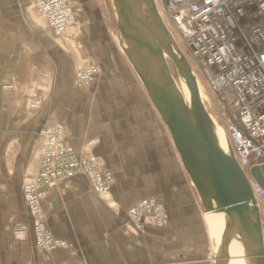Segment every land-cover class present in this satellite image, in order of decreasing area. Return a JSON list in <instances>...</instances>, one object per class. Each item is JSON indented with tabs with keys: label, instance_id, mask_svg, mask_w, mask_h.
<instances>
[{
	"label": "crops",
	"instance_id": "0c3cea01",
	"mask_svg": "<svg viewBox=\"0 0 264 264\" xmlns=\"http://www.w3.org/2000/svg\"><path fill=\"white\" fill-rule=\"evenodd\" d=\"M93 16L88 12L90 25L97 23ZM100 28L105 31L101 22ZM92 29L97 38L98 33ZM116 42L119 49L116 51L122 61L123 52ZM70 46L51 30L30 0H0V121L9 122L3 144L17 159L35 142L39 131L36 121L60 120L62 115L57 111L58 106L72 107L75 103L69 93L73 90L80 53L76 54ZM126 67L137 91L146 96L149 112L133 118L117 112L107 118L105 113L99 112L89 128L76 129L72 124L70 127L71 143L83 157L89 154L103 157L116 169L111 194H96L86 175L51 184L46 188L44 218L54 235L68 247L44 252L37 247L33 237L23 242L14 241L12 224L4 225L0 227V264L214 263L209 259L210 244L204 226V217L207 221L208 216L203 212L201 199L181 160L176 165H180L182 189L169 187V194L161 197L170 217L169 225L162 229L150 227L142 234H136L129 222V209L143 196L135 185L144 184L145 176L150 178L151 174L163 173L164 156L166 153L169 157L173 142L132 66ZM113 77L112 71L105 67L99 80L102 78L106 88L120 87L121 83L118 87L112 83ZM34 94L44 99V105L34 104ZM62 114L66 116L65 112ZM121 130L124 136L120 134ZM123 145L128 148H122ZM121 153L140 158L136 164L139 173L124 176L122 169L114 163L119 159L127 161L126 157L118 156ZM24 159L21 154L17 162L23 163ZM133 167L131 163L123 164V169L130 172ZM30 173V178H34L36 167H32ZM7 180L15 185H10L8 192L3 189L2 193L9 201L6 207L11 218L15 216L17 221L27 222L24 181L20 177H7ZM208 232L212 240L209 228ZM211 233L215 241L216 234L212 230Z\"/></svg>",
	"mask_w": 264,
	"mask_h": 264
},
{
	"label": "built area",
	"instance_id": "2783aa9c",
	"mask_svg": "<svg viewBox=\"0 0 264 264\" xmlns=\"http://www.w3.org/2000/svg\"><path fill=\"white\" fill-rule=\"evenodd\" d=\"M154 1L169 31L180 45L175 33L179 36L207 81L229 139L232 153L228 155L234 154L250 178L252 168L264 165V0ZM32 3L60 35L76 23L71 0H32ZM97 75L96 69L78 71V88L88 87ZM34 99L37 105L41 104L37 96ZM69 133L60 123L41 130L42 150L36 179L23 188L36 243L46 250L61 244L54 240L42 220L45 194L40 189L86 175L97 192L108 194L113 179L100 159L83 160L79 156L70 144ZM253 188L264 228V188L256 184ZM128 217L138 231L168 224L165 209L152 200L133 206ZM30 231V224H26L15 228L13 236L21 241ZM209 259L216 264L215 257Z\"/></svg>",
	"mask_w": 264,
	"mask_h": 264
},
{
	"label": "water",
	"instance_id": "95a60500",
	"mask_svg": "<svg viewBox=\"0 0 264 264\" xmlns=\"http://www.w3.org/2000/svg\"><path fill=\"white\" fill-rule=\"evenodd\" d=\"M121 51L167 127L203 212L224 214L227 239L216 264H231V246H242L248 264H264L261 210L253 184L264 188V165L250 178L234 154L222 149L202 97L199 79L160 16L154 0H113ZM171 63L190 92L179 88Z\"/></svg>",
	"mask_w": 264,
	"mask_h": 264
},
{
	"label": "rangeland",
	"instance_id": "374dc122",
	"mask_svg": "<svg viewBox=\"0 0 264 264\" xmlns=\"http://www.w3.org/2000/svg\"><path fill=\"white\" fill-rule=\"evenodd\" d=\"M71 2L74 8L76 23L72 28L69 29V31L66 34L60 35L59 33L56 32V30H54L51 27L49 21L40 14L37 7L33 6L32 0H30L31 6L48 23L51 30H53L65 42L69 43L71 45L70 47L74 49L76 54L80 53V57L78 60L79 62L77 66L75 67V75L73 79V90H71L73 92L71 93L70 91L69 93L70 97L71 95L73 96L75 103L72 104V107L69 106V107L63 108V107L58 106L57 111L61 112L59 113L60 116L62 115V118L60 120H50V121L47 120L44 122L36 121V125L39 131H38V135L36 136V138H34L35 142L33 141L32 145H30L29 147V150L26 151L25 154L23 152L20 154L18 153L19 154L18 159H17V156H14L13 153H10L8 151L7 146L3 144V141H4L3 135H5L6 133V129L8 128L9 122L0 121V227L4 225L12 224L11 231H12V234H14L15 228L18 229V227H21L26 224H30V230H31L30 233L21 241L17 240L16 237L13 236V239L16 242L27 241L31 237L35 238V233L33 231V227L31 226L33 220L30 216L29 217L27 216L28 217L27 222H19L17 221V218L15 216L11 218L10 210L6 207V204L9 201L8 200L6 201L5 197L2 194L3 189H5V191L7 192L8 190H10L11 181L10 182H8V180L5 181V178L11 177V178L17 179L20 177L22 182L24 181L23 187L29 184H32L35 181L36 175H37V168H38L40 153L42 150V138H40L41 136L39 134L41 130H43L49 125H53L56 123L65 125L70 132L69 133L70 134V144L73 147L71 143V135H72V131L70 128L71 124L76 129H79V128L87 129L89 128V124L91 123V121L95 122V117L97 116L99 112L105 113L107 118L114 115L116 112L117 114L122 113L123 115H128L129 117L133 118L135 116H138L139 114L148 113L150 110L146 96L144 95V93H140L137 91L138 89L133 83L132 78H130V76L127 75L128 70L126 66L130 65V63L128 62V60L126 59L123 53L122 54L124 58L121 61L118 51H116L119 49L117 48V45H116L117 44L116 41H118L117 16L115 13V8L112 7L113 0H71ZM83 4H85V7L83 6ZM88 12H91L95 15L96 18L93 16L92 19L97 20L96 24H92V25L89 24L91 22L87 18ZM100 22L102 23V29L105 28V31L101 30ZM92 27L95 28L96 32L98 33L96 34L98 36L97 38L94 37ZM175 35L178 41L180 42V45H181L180 47L182 51L184 52V54L186 55V57L192 64L193 69L196 75L198 76L199 86L201 89L202 97L204 99V103L207 108V111L211 115L212 120L220 124L221 119L219 117L217 102L215 101V97L211 93V90L207 86L208 85L207 81L203 77L202 72L199 69V67L196 65L190 51L187 49V47L184 45V43L181 41V39L176 33ZM110 37L112 40H110ZM105 67L107 68V70L112 71L114 75L112 83L117 84V87L121 83L120 87L106 88L104 86L105 82L102 80V78L99 80L101 72ZM171 68H172V73L174 75V78L177 81L180 90L183 91L184 89L185 93L189 96V92L186 89L187 87H186L185 82L181 79V77L179 76L178 72L176 71L172 63H171ZM94 69H96V71L98 72L97 78L94 79L88 87L78 88L79 87L77 85L78 71L79 72L83 70L94 71ZM116 70L118 71V73L116 72ZM35 96H37L41 100L40 105L36 104L35 99H34ZM59 98H60L59 101L61 102L62 99L61 97ZM32 99L36 106L41 107L42 105H44V102H45L44 99H42L38 94H34ZM100 99L101 101H99ZM186 100L190 102V98H186ZM117 109H119V111H117ZM63 112L66 113V116L65 114H62ZM50 122H54V123H50ZM120 134L124 136V131L121 130ZM171 145H172L171 146L172 150H171V153L169 154V157L166 156V153L164 156L165 166H164L163 173L161 175L151 174L150 178L149 176L148 177L145 176L144 184L138 185L137 183L135 185L136 188L140 190V192H143L142 193L143 196L133 206L145 200H152L155 203L162 206L168 215V224H166L165 226L155 225V226H148L147 228L156 227V228L162 229L169 225L170 217H169L167 209L164 207L161 201L162 200L161 197L163 195L166 196L169 194V192H167L168 191L167 188L169 187L170 189H174V190H177L179 188L182 189L183 187L181 178L179 177L181 176L180 169H179L180 165L179 167H177L176 165L177 162L179 164L180 158L177 155V153H174L176 151L174 149L173 143ZM126 147L127 146H124V145L122 146V148H126ZM73 148L78 152L79 156L83 160H88L90 157H96L97 159H100L103 162L106 170L113 175L112 183L110 186V191L108 194H101L97 192L91 183L93 191L96 194L100 196H109L113 189L114 176H115L116 169L112 168L110 164L107 163V161L103 157L100 158L93 154H89L88 156L83 157V155L75 147ZM21 154H22V158H25L23 163L17 162V160L20 159ZM118 156L119 157L123 156L127 158V161L125 162L122 159H119L114 162L116 166L122 169V172L125 177L131 176L135 173H139V170H137L136 168L137 166L136 164H138V160H140V158H138L134 154H128V153H125V154L121 153V154H118ZM176 156H178V158ZM12 160H15V162L13 163ZM130 163L134 165L131 172L129 171V169H123V164H130ZM166 166H169V168L166 169ZM32 167L33 168L36 167V174L34 178H30L31 177L30 170ZM13 186L15 187V185L12 184L11 187ZM47 187L48 186H44L43 188L40 189V193L45 194L42 200V208H43L42 220L47 230L52 233L54 240L61 245L51 250L40 248L37 245V243L36 245L40 250L44 252H52V251L59 250V249H66L68 247V244L65 241L59 240L54 235L52 230L49 228L47 222L45 221L43 203L47 197V192H46ZM16 188H18V186H16ZM9 198L10 197H7V199ZM24 201H25V198H24ZM9 205L10 204H8V206ZM217 216L218 218H216ZM217 216L215 217L213 215H210L208 217L209 221L208 219L206 221V217H204V226H206L207 238L210 244L209 258H213L215 255V244L217 242L218 236L223 232L224 225H225V218L221 215L220 216L217 215ZM214 220L216 221L214 222ZM132 228L135 230L136 234H142L143 231L144 230L146 231L147 229L146 228L143 231H138L134 226H132ZM208 228H209L213 241L210 239ZM211 230L216 234L215 236L217 238L215 241L213 239ZM35 242H36V238H35Z\"/></svg>",
	"mask_w": 264,
	"mask_h": 264
},
{
	"label": "bare ground",
	"instance_id": "6f19581e",
	"mask_svg": "<svg viewBox=\"0 0 264 264\" xmlns=\"http://www.w3.org/2000/svg\"><path fill=\"white\" fill-rule=\"evenodd\" d=\"M172 34V33H171ZM172 36L174 37V35L172 34ZM175 39V37H174ZM180 46V45H179ZM181 48V47H180ZM182 50V49H181ZM184 53V52H183ZM187 87V86H186ZM188 90V88H186ZM189 92V90H188ZM183 95L186 97V98H190V92H189V96L185 93V90L183 89L182 91ZM212 93V92H211ZM213 94V93H212ZM216 100V99H215ZM187 101V100H186ZM188 102V101H187ZM217 102V101H216ZM189 103V102H188ZM218 106V104H217ZM219 111V109H218ZM214 122V121H213ZM219 123H216L214 122V125L215 126V129H216V133H217V136H218V139H219V142H220V145L223 149V151L228 155V154H231V148H230V145H229V139H228V136H227V133L225 131L224 128H222L221 126V123L218 125ZM231 152V153H230ZM229 156V155H228ZM210 215H213V216H217V215H221L225 218V215L224 214H208L207 216L209 217ZM218 218V216L216 217ZM216 220H214L215 222ZM263 234H264V228H263ZM226 239H227V229H226V221H225V225H224V229H223V232L218 236L217 238V242L215 244V259L217 257L220 256V254L222 253L223 251V248H224V245H225V242H226ZM231 256H232V259H231V264H248L247 260L245 259V256H244V251H243V248L241 245H239L237 242H234L231 246Z\"/></svg>",
	"mask_w": 264,
	"mask_h": 264
}]
</instances>
